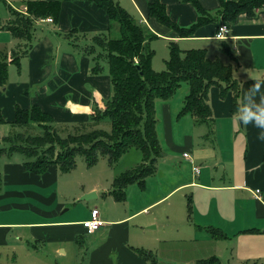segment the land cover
I'll return each instance as SVG.
<instances>
[{
    "label": "crops",
    "instance_id": "1",
    "mask_svg": "<svg viewBox=\"0 0 264 264\" xmlns=\"http://www.w3.org/2000/svg\"><path fill=\"white\" fill-rule=\"evenodd\" d=\"M26 1L21 8H13L24 11ZM115 1L139 17L141 24L146 22L150 25L161 38L174 39L179 46L188 42L191 47L181 45L180 48L206 49L208 55L231 65L234 77L242 81L240 105L244 102L247 88L255 83L254 79L264 80V8L253 16L240 13L234 22L228 23L230 31L224 39L216 37L221 21L197 28L191 37L179 38L148 17V5L154 0ZM160 1L166 5L171 19L179 25L189 26L196 22L198 13L191 3ZM199 1L211 12L220 5L219 0ZM4 24H0V50L10 53L19 40L15 42L12 37L9 40L8 35L11 34L2 28ZM109 26L107 13L90 0H62L56 23L36 22L33 45L28 55L21 58L20 70L15 64L8 67L10 79L14 77L11 75L12 67L19 77H15L16 82L10 83L5 90L0 88V109L7 122L0 124V140L11 134V128L7 127H16L12 122L16 118L17 105L25 109L37 105L52 115L57 125L71 131H77L90 122L95 107L103 108L104 102L112 96L111 77L105 74L107 69L101 74L92 73V57L73 52L63 34L77 29L91 36L107 32ZM39 27L41 29H37ZM224 44L230 53L222 51ZM188 92L189 84L184 82L172 99L157 102L158 132L164 153L158 162L156 176L146 179L144 190L137 184L127 188L126 200L122 201L127 206L124 213H99L103 225L94 233L89 234L82 224L89 220L90 213L77 218L59 217L65 204L58 202L57 185L61 174L68 172H61L57 166L51 165L45 173L36 174L25 169L24 161L1 162L11 159L13 154L1 156L0 243H6V237L13 228H30L31 232L48 228L49 239L55 242H67L82 235L94 236L90 264H149L148 258L127 246V242L133 239L130 228L136 218L134 216L149 215L152 209L176 193L188 190L190 194L185 193L182 196L184 200H179L177 206L171 208L168 204L163 209L161 215L169 223L163 225L162 230L171 226L170 230L179 234L183 228L186 236L181 233L175 239L192 241L195 245L200 243L199 233H202L204 237L201 238L209 248V258H217L220 264H264V140L258 138L262 130L252 122L241 124L233 112V93L228 92L222 98L220 89L215 86L209 92L213 113L210 122L195 123L191 114L178 117ZM261 94H264V84H261ZM259 95L255 96L257 101ZM175 96L180 99L174 102ZM197 125H204L206 131ZM204 136H212V143L207 148H200L197 143ZM190 151L204 166L199 176L193 173L194 160L188 158L185 167L190 173L178 171L176 160L183 158L185 153L191 156ZM168 176L173 178L172 182L167 181ZM91 190L97 188L82 189L80 193ZM110 190L105 191L104 196L111 197L107 195ZM39 202L44 207H39ZM15 213L18 216L22 213L36 214L49 220H7V214L13 216ZM150 217L146 224L158 229L157 217ZM144 226L143 223L136 224L142 229ZM154 234L158 237L157 233ZM105 237L106 241L103 240ZM221 241L229 243L225 246L224 254H229L225 263L219 257L223 249ZM211 245L216 252L211 251ZM59 250L57 252L63 254L62 258L68 256L67 249ZM113 252L117 255L113 256ZM78 253L81 257V250ZM186 262L192 261L181 263Z\"/></svg>",
    "mask_w": 264,
    "mask_h": 264
},
{
    "label": "trees",
    "instance_id": "2",
    "mask_svg": "<svg viewBox=\"0 0 264 264\" xmlns=\"http://www.w3.org/2000/svg\"><path fill=\"white\" fill-rule=\"evenodd\" d=\"M90 1L109 16L108 31L89 36L72 29L63 36L73 52L92 57V73L99 74L107 69L112 82V96L104 102L103 108L95 107L90 122L77 131L60 127L52 115L37 105L27 109L17 105L12 124L25 129L2 138L8 146L0 148V157L20 153L26 158L23 166L27 171L43 174L51 165L57 166L61 172L73 170L78 156L85 158L88 167L95 165L99 156H106L113 167L124 154L135 148L142 155L140 163L120 173L107 194L122 202L126 200L129 186L137 184L144 190L146 179L157 172L158 160L163 153L158 132L157 102L172 99L181 84L187 82L189 92L178 117L191 114L195 123L210 122L213 118L210 89L218 87L222 98L232 92L233 112H236L240 105L242 81L234 77L231 65L219 58L209 59L206 49L183 50L175 40L169 42L165 70L156 71L153 68L155 52L150 42L159 35L146 24L138 22L115 0ZM180 1L191 3L197 10L198 18L190 26H181L173 21L166 5L160 0L148 5V17L179 38L193 36L197 28L205 24L219 21L232 23L242 12L253 16L264 8V0H219V8L211 12L199 0ZM61 2L27 0L24 11L8 5L11 17L2 28L19 43L10 53L0 50V88L7 86L10 64H15L20 70L21 58L28 55L33 45L36 22L51 17L56 23L60 17ZM115 22L120 26V35L116 38L111 37ZM222 51L230 53L226 44ZM104 121H108L109 131L97 128ZM3 123L7 122L0 109V124ZM32 130L40 131V134H32ZM139 253L145 259L153 254L146 251ZM152 264L155 262L152 261ZM197 264L220 263L212 257L201 259Z\"/></svg>",
    "mask_w": 264,
    "mask_h": 264
},
{
    "label": "rangeland",
    "instance_id": "3",
    "mask_svg": "<svg viewBox=\"0 0 264 264\" xmlns=\"http://www.w3.org/2000/svg\"><path fill=\"white\" fill-rule=\"evenodd\" d=\"M23 1L24 0H0V24H4L11 17L8 5L16 9L21 8L23 5ZM194 10L196 9L194 8ZM134 17L139 22V17ZM114 24L115 29L113 30L111 37L116 38L120 35V26L116 22ZM144 24H146L154 32L150 25H148L146 22H144ZM37 29L41 28L39 27ZM168 33L171 34V32ZM8 36L9 40H11L12 37L14 41H17V39L12 35ZM171 40L174 39H165L159 36L158 38H155L150 42V47L155 52L153 57V64L156 71L165 70L166 60L169 57L168 45ZM181 45H183L182 47H188L190 46V43L184 42ZM99 50L100 49L98 48V51ZM208 58L211 60L218 59V57H212L211 54L208 55ZM13 68L14 67H12L11 75L14 77H12L11 79L9 78L7 86L10 83L16 82L15 77H19V74L16 71H13ZM105 74H109L108 71L105 72ZM179 99L180 97H176L174 99V102ZM203 126L204 125H197V128H202V130L206 131V128L203 129ZM8 128H11V134L19 131L23 132V130L25 129L20 127L14 128L12 126L7 127V129ZM97 128H105L108 131L110 130L108 121L101 122L97 126ZM88 129L89 128H86V130ZM31 133L40 134V131L32 130ZM63 134L66 135V132H64ZM211 137L212 136L207 138V136H204L202 139H200L201 142L197 144L200 148H207L212 143V141H210ZM0 141V148L8 146L4 141ZM163 148L164 145L162 144V149ZM190 154L191 159L194 160V165L199 167V171L196 172L193 169V173L195 176H199L200 172H202V168L204 167L202 166V161H198L195 154L191 151ZM141 158V153L134 148L124 154L113 167L109 165L108 158L106 156H99L97 163L92 167H88L85 158L83 156H78L76 158L75 168L68 173H62L60 176V181L57 185V193L59 194L58 202H62L65 204L60 212L59 217L77 218L84 217V215L87 216V214L90 213L89 219H92L91 210L93 209H97L100 215L102 212L113 215H116L120 212L124 213L127 210V206L125 205V203L115 202L111 197L104 196L103 193H106L105 191L111 189L114 179L119 176L120 173L137 166L140 163ZM161 158L158 160V162L161 160ZM24 160H26V158L23 155H21L20 153H15L12 155L11 159L3 160L1 162H23ZM176 161L179 167L178 171L190 173V170L185 167L186 164H188V160L185 157L179 158ZM218 170L222 169L218 168ZM170 175L173 176L171 170ZM153 176H150V178H152ZM172 180L173 178H169L168 176L167 181L172 182ZM91 187L97 188V196L89 200H82V197L84 195L94 191L91 190L89 192H84L83 194H81L80 191L82 189H90ZM185 193H187V195L190 194L188 190H182L179 193H176L167 202H164L158 207L152 209L149 215L137 214L134 216V218H136L131 222L130 228L134 240L130 239V241L127 242V246L130 250H133L138 254H140L139 252L143 251L152 252V256H147L149 257V264H152L153 260H155V264H183L181 262L185 260L192 261L186 262V264H197L199 260L208 259L210 257L208 253L209 248L206 247V245L204 244V240L201 238L204 237L202 233H199L198 241L200 243L198 245H195L192 241H187L185 239L184 241H179L175 239V236L180 235L181 233L182 235L186 236L183 228H181L182 232L180 231L179 234L176 233L173 229L170 230L172 228L171 226H167L166 230H162L163 225H168L169 223L167 218L161 215V213H163V209L167 208L168 204L171 208L177 206L179 200H184L182 196ZM186 204L187 202H185V205ZM39 207H44V205L39 202ZM150 216L157 217L158 229H153V226L146 224L148 223L147 220L151 218ZM6 218L9 221L19 220L18 218H20V220L26 219L25 221L35 219L39 221L41 219H46L39 215H33L31 213H29L28 215L22 213L19 216L16 215V213L13 216L7 214ZM140 223H143V225H145L144 229L136 227V224ZM154 233H157L158 237H155ZM134 235H137V237H134ZM94 239V236L82 235L81 238L74 237L72 239L66 240L67 242H55V240L49 239L48 228L41 232H31L30 228H13L6 237V243L4 245L0 243V264H90V257L93 250ZM98 239H100V237H98ZM103 240L106 241V237ZM144 244L147 246H143ZM220 244L222 245L223 249L220 250L221 253L219 257L222 263H225V259L229 255H225V246H228L229 243L227 241H221ZM59 249H67L68 256L62 258L63 254L58 253L60 251ZM79 250H81L82 252L81 257H79ZM212 250L215 251V249H213L211 245V251ZM114 255L117 254H114L113 252V256Z\"/></svg>",
    "mask_w": 264,
    "mask_h": 264
},
{
    "label": "clouds",
    "instance_id": "4",
    "mask_svg": "<svg viewBox=\"0 0 264 264\" xmlns=\"http://www.w3.org/2000/svg\"><path fill=\"white\" fill-rule=\"evenodd\" d=\"M221 27V31L223 30ZM220 33H217L219 35ZM255 83L251 85L244 93V102L237 106L235 116L241 124H247L249 122L261 129L258 138L264 140V94H261V84H264V80L254 79ZM259 95V101L255 99V96Z\"/></svg>",
    "mask_w": 264,
    "mask_h": 264
},
{
    "label": "built area",
    "instance_id": "5",
    "mask_svg": "<svg viewBox=\"0 0 264 264\" xmlns=\"http://www.w3.org/2000/svg\"><path fill=\"white\" fill-rule=\"evenodd\" d=\"M39 21H48V22H53V19L51 18H46V19H40ZM223 27V30L221 31V27ZM230 29H229V24L226 22H222L217 30V33H220L219 35H217L216 33V37L219 39H224L227 37V34L229 33ZM185 158H188L191 160V157L188 153L184 154ZM199 167L194 166L193 169L198 172ZM84 228L87 230V232L89 234L96 232L102 225H103V221L99 218V211L97 209H93L92 210V219L89 220H85L82 222Z\"/></svg>",
    "mask_w": 264,
    "mask_h": 264
},
{
    "label": "water",
    "instance_id": "6",
    "mask_svg": "<svg viewBox=\"0 0 264 264\" xmlns=\"http://www.w3.org/2000/svg\"><path fill=\"white\" fill-rule=\"evenodd\" d=\"M96 196H97V193L94 191V192L87 193L86 195H84L82 197V200H89V199L96 197Z\"/></svg>",
    "mask_w": 264,
    "mask_h": 264
}]
</instances>
